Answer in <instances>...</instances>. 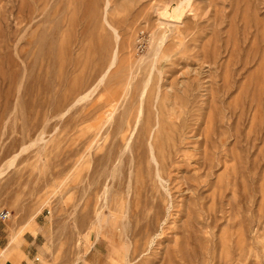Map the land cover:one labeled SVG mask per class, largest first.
I'll use <instances>...</instances> for the list:
<instances>
[{"label":"rangeland","instance_id":"374dc122","mask_svg":"<svg viewBox=\"0 0 264 264\" xmlns=\"http://www.w3.org/2000/svg\"><path fill=\"white\" fill-rule=\"evenodd\" d=\"M182 1L0 0V212L36 264H264V0Z\"/></svg>","mask_w":264,"mask_h":264},{"label":"crops","instance_id":"0c3cea01","mask_svg":"<svg viewBox=\"0 0 264 264\" xmlns=\"http://www.w3.org/2000/svg\"><path fill=\"white\" fill-rule=\"evenodd\" d=\"M21 227V228H19ZM41 226L37 221L11 229L0 221V264H36L40 249Z\"/></svg>","mask_w":264,"mask_h":264},{"label":"bare ground","instance_id":"6f19581e","mask_svg":"<svg viewBox=\"0 0 264 264\" xmlns=\"http://www.w3.org/2000/svg\"><path fill=\"white\" fill-rule=\"evenodd\" d=\"M180 1H181V0H180ZM183 1H184V0H183ZM183 1H182V2H183ZM186 2H187V4H188V0H185V3H186ZM189 3H190V1H189ZM181 4H182V3H181ZM178 5L180 6V4H178ZM178 5H177V9L179 8ZM170 9H171V8H168L167 11L170 12ZM166 13H167V12H166ZM181 16H182V14H181ZM161 38H163V37H161ZM161 38H160L159 42L161 41ZM164 38H165V37H164ZM165 39H166V38H165ZM163 41H164V40H162V42H163ZM156 42L158 43V40H157ZM162 42H161V43H162ZM157 43H156V44H157ZM161 43H160V44H157L158 46L155 48V52H153V54H154L156 57H158L157 54H159V52L161 51V48H162V46L160 47ZM164 43H165V41H164ZM156 44H155V45H156ZM155 45H154V46H155ZM163 45H164V44H163ZM163 47H164V46H163ZM154 55H152V57H153ZM156 57H154L155 60L153 59V61H156ZM115 62H116V59L114 60V63H115ZM153 63H154V62H153ZM156 63H157V62H156ZM151 66L153 67L154 64H153V65L151 64ZM154 67L156 68L157 66H154ZM153 69H154V68H153ZM157 69H158V68H157ZM149 73H150V75H151V72H149ZM105 76H106V75H104V76L101 78V80H100L101 83L104 81ZM149 78L151 79V77H149ZM150 79H149V80H150ZM146 80H148V79H146ZM146 80H145V81H146ZM148 82H149V81L146 82L147 85L145 84V86H144L145 88L143 87V88H142V89H143L142 91H144V89H145V91H146V87H149ZM159 87H160V86H159ZM159 87H158V88H159ZM158 88H157V89H158ZM158 90H159V89H158ZM158 90H157V91H158ZM145 91H144V92H145ZM147 91H148V90H147ZM155 91H156V90H155ZM142 93H143V92H142ZM156 93H157V92H156ZM90 94H91V93H90ZM87 96H89V95H86V96H84V97H87ZM154 96H156V95H154ZM143 97H144V95L142 96V98H143ZM157 97H159V92H158V95L155 97V99H157ZM87 98H88V97H87ZM142 100H143V99H142ZM154 102H155V101H154ZM155 103H156V102H155ZM152 106H153V105H152ZM154 106H157V105H154ZM115 108H116V107H115ZM156 108H158V107H156ZM140 109L142 110L141 106H140ZM155 111H156V110H155ZM141 112H142V114H143V110H142ZM141 112H140V113H141ZM156 112H158V111H156ZM156 112H155L154 114H156ZM113 113H114V111H113ZM138 114H139V113H138ZM138 114H137V117H142V116H138ZM142 114H141V115H142ZM111 115H112V113H111ZM139 115H140V114H139ZM154 116H155V115H154ZM156 117H157V116H156ZM161 117H162V116H161ZM111 118H112V117H111ZM111 118H110V119H111ZM123 119H124V118H123ZM135 120H136L135 122H138V118L135 119ZM156 120H157V119H156ZM159 120H160V119H159ZM125 121H126V120H125ZM140 121H141V120H140ZM155 122L157 123V121H155ZM123 123H124V122H123ZM124 124H125V123H124ZM157 124H158V123H157ZM134 125H137V124H134ZM122 126H123V125H122V123H121V126H120V127H121V128H124V127H122ZM156 127H157V126H156ZM151 129H153V128H151ZM151 129H150V136H151V137H149V138H152V137H153V136L151 135V134H152V130H151ZM132 130H133V129H132ZM120 131L122 132V129H121ZM133 131H134V130H133ZM137 131H138V130H137ZM121 132H120V133H121ZM129 136H131V134H129ZM131 139H132V137H131ZM128 140H129V138H128ZM148 140H149V139H148ZM126 142H127L128 145H130V143H129L130 141H129V142L126 141ZM150 142H151V141H150ZM150 142H149V143H150ZM149 143H148V144H149ZM128 145H127V147H125V149H126V148H129V147L131 146V145H130V146L128 147ZM152 145H153V144L149 145V147H151V148H150V149H151L150 151H151V154H152V157H153V158H151V159H155V160H157V157H156V155H155V153H154V152H155V151H154L155 148H153ZM125 146H126V144H125ZM123 148H124V147H123ZM123 150H124V149H123ZM148 150H149V149H148ZM125 151H126V150H125ZM150 151H149V152H150ZM153 151H154V152H153ZM151 154H150V156H151ZM163 154H164V152H163ZM149 158H150V157H149ZM131 160H132V159H131ZM158 161H159V160H158ZM131 162H132V161H131ZM135 162H136V161H135ZM10 163H12V162H10ZM10 163H9V164H10ZM149 163L151 164V162H148V165H150ZM9 164H8V165H9ZM12 164H13V163H12ZM134 164H135V163H134ZM131 165L133 166V164H131ZM131 165H130V166H131ZM155 165H156V164H155ZM157 165H160V166H161V164H158V163H157ZM157 165H156V166H157ZM116 166H117V165H116ZM116 166H114V167H116ZM156 166H155V167H156ZM155 167H154V168H155ZM116 168H117V167H116ZM116 168H114V169L112 170V172H113ZM118 168H119V167H118ZM118 168H117V170H118ZM149 168H150V167H149ZM152 168H153V167H152ZM157 168H158V166L155 168V169H156V172H158V171H157ZM160 169H161V168H160ZM160 169H159V170H160ZM115 171H116V170H115ZM115 171H114V173H115ZM118 171H119V170H118ZM118 171H117L116 173H118ZM119 172H120V171H119ZM130 172H131V170H130ZM130 172H129V175H130ZM114 173H112V176L114 175ZM120 173H121V172H120ZM133 173H134V172H133ZM153 173L155 174V171H154ZM131 174H132V172H131ZM156 174H157V173H156ZM162 175H163V174H162ZM119 176H120V175H119ZM157 176H158V175H157ZM160 176H161V175H159V177H160ZM106 177H107V176H106ZM109 177H110V175H109ZM159 177H158V179H159ZM112 178L115 179L114 177H111V179H112ZM160 178H161V177H160ZM161 179H162V178H161ZM163 179H164V178H163ZM105 180H106V179H105ZM127 180H128V183H127L128 185H130L131 182H134V181H130L131 179H130V180L127 179ZM127 180H126V181H127ZM132 180H133V178H132ZM165 180H166V179H165ZM107 181H108V180H107ZM110 181H111V180H110ZM113 181H114V180H113ZM129 181H130V184H129ZM159 181L162 182L161 184H163V181H164V180H163V181L159 180ZM159 181H158V182H159ZM164 182H165V181H164ZM113 183H114V182H113ZM104 184H105V183H104ZM110 184H112V183L110 182ZM166 184H167V183H166ZM106 185H107V184H106ZM128 185H127L126 187H128ZM110 186H112V185H109V187H110ZM164 186H165V184H164ZM164 186H163V187H164ZM163 187H162V188H163ZM105 188H106V187H105ZM107 188H108V187H107ZM107 188H106V190H107ZM112 188H114V187H112ZM112 188H111V189H112ZM167 188H168V187H167ZM167 188H165V189H167ZM114 189H115V188H114ZM125 190H126V188H125ZM127 190H130V189L127 188ZM102 191H103V190H102ZM109 191H111V190H109ZM112 191H113V190H112ZM104 192H105V191H104ZM107 192H108V190H107ZM131 192H132V191H131ZM131 192H128V193H131ZM114 193H115V192H114ZM166 193H167V190H166ZM125 194H127V193H125ZM171 194H172V193H171ZM174 194H175V193H174ZM103 195H104V193H103ZM109 195H110V194H109ZM123 195H124V194H123ZM123 195H122V196H123ZM128 195H129V194H128ZM130 195H131V194H130ZM105 196H107V195H105ZM167 196H168V195H167ZM169 196H170V195H169ZM100 197H101V195H100ZM103 197H104V196H103ZM125 197H127V196L125 195ZM171 197H172V196H171ZM174 197H177V196H174ZM106 198H107V200H108L110 197H106ZM168 198H169V197H168ZM100 199H101V198H100ZM128 199H129V198H128ZM170 199H171V198H170ZM170 199H169V200H170ZM103 200H104V198H103ZM167 200H168V199H167ZM110 201H111V200H110ZM127 201H128V200H127ZM127 201H126V202H127ZM102 202H103V201H102ZM106 202L108 203L109 201H106ZM168 202H169V201H168ZM107 203H106V204H107ZM127 203H128V202H127ZM171 203H172V202H171ZM171 203H170V204H171ZM100 204H101V203H100ZM100 204H98V205H100ZM102 204H103V203H102ZM102 204H101V205H102ZM170 204L167 203V205H170ZM103 205H104V204H103ZM111 206H112V204H111ZM127 206H128V204H127ZM164 206H165V205H164ZM100 207H101V206H100ZM100 207H99V208H100ZM105 207H107V205H106ZM167 207H168V206H167ZM169 207H170V206H169ZM107 208H109V207H107ZM125 208H126V206H125ZM100 209H101V208H100ZM111 209H112V208H111ZM165 209H166V208H165ZM165 209H164V210H165ZM167 209H169V208H167ZM127 210H128V209H127ZM127 210H126V211H127ZM97 211H98V209H97ZM99 211H100V210H99ZM124 211H125V210H124ZM126 211H125L124 213L127 214L128 212H126ZM110 212H111V211H110ZM162 212H163V211H162ZM162 212H161V213H162ZM165 212H166V211H165ZM104 213H105V212H104ZM94 214H95V213H94ZM164 214H165V213H164ZM123 215H124V214H123ZM159 216H161V215H159ZM96 217H97V215H96ZM101 217H102V216H101ZM161 218H162V217H161ZM171 218H172V217H171ZM171 218H168V219H171ZM179 218H180V217H179ZM159 219H160V218H159ZM168 219H167V220H168ZM97 220L100 221V219H97ZM108 221H109V219H108ZM156 221H157V219H156ZM159 221H160V220H159ZM162 221H163V220H162ZM162 221H161V222H162ZM164 222H165V220H164ZM109 225H110V223H109ZM159 225H160V224H159ZM159 225H158V226H159ZM91 226H92V224H91ZM106 227H107V225H106ZM104 228H105V227H104ZM150 235H151V234H150ZM96 236H97V235H96ZM152 238H153V237H152ZM152 238H151V240H153ZM149 242H150V241H149ZM152 243H153V241H152ZM137 246H138V245H137ZM149 246H150V243H149ZM129 247H130V246H129ZM130 248H131V247H130ZM146 250H147V248H146ZM130 251H131V250H130ZM140 253H141V252H140ZM140 253H139V254H140ZM137 256H138V254H137ZM125 258H126V257H125ZM124 264H132V263H130V260H129L128 257H127V259H126V261L124 262Z\"/></svg>","mask_w":264,"mask_h":264},{"label":"built area","instance_id":"2783aa9c","mask_svg":"<svg viewBox=\"0 0 264 264\" xmlns=\"http://www.w3.org/2000/svg\"><path fill=\"white\" fill-rule=\"evenodd\" d=\"M10 216H11V211L8 209H4L0 212V220L5 221V220L9 219Z\"/></svg>","mask_w":264,"mask_h":264}]
</instances>
